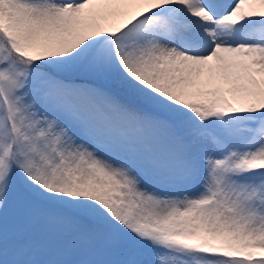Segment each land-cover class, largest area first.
<instances>
[{
	"label": "snow or ice",
	"instance_id": "6c2138e0",
	"mask_svg": "<svg viewBox=\"0 0 264 264\" xmlns=\"http://www.w3.org/2000/svg\"><path fill=\"white\" fill-rule=\"evenodd\" d=\"M0 264H264V0H0Z\"/></svg>",
	"mask_w": 264,
	"mask_h": 264
}]
</instances>
